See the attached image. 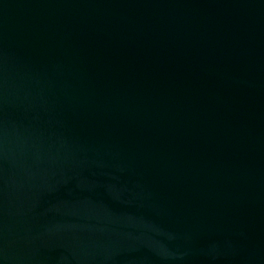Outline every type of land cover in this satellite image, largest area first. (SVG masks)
<instances>
[{
  "label": "water",
  "instance_id": "obj_1",
  "mask_svg": "<svg viewBox=\"0 0 264 264\" xmlns=\"http://www.w3.org/2000/svg\"><path fill=\"white\" fill-rule=\"evenodd\" d=\"M0 264H264V0H0Z\"/></svg>",
  "mask_w": 264,
  "mask_h": 264
}]
</instances>
